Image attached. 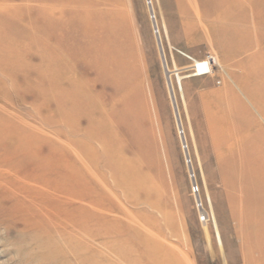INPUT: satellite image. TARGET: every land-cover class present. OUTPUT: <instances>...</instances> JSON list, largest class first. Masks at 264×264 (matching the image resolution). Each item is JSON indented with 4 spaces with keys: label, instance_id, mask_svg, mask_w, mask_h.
Listing matches in <instances>:
<instances>
[{
    "label": "rangeland",
    "instance_id": "obj_1",
    "mask_svg": "<svg viewBox=\"0 0 264 264\" xmlns=\"http://www.w3.org/2000/svg\"><path fill=\"white\" fill-rule=\"evenodd\" d=\"M200 1L0 0V264H155L145 223L192 264H244L236 231L261 220L231 212L224 164L264 151V118L237 85L250 52L225 54ZM233 91L257 123L223 115L241 114Z\"/></svg>",
    "mask_w": 264,
    "mask_h": 264
},
{
    "label": "bare ground",
    "instance_id": "obj_2",
    "mask_svg": "<svg viewBox=\"0 0 264 264\" xmlns=\"http://www.w3.org/2000/svg\"><path fill=\"white\" fill-rule=\"evenodd\" d=\"M84 1L85 0H63V6L71 5L77 7L84 3ZM225 1L226 0H201L200 6L196 5L197 15L202 24H204L203 19L215 23L213 29L209 31V33L212 34V37H214L217 42L224 46L225 54L231 55L250 52L240 63L242 68L249 70L245 73L246 80L244 81V85L239 83L237 85L243 90L248 101L257 108V111L260 112L264 118V52L257 49V51L254 50V48H258L263 42L262 37L264 35L260 28L264 21V14H262V12H264V0H241L236 4L234 3L233 7L230 6L228 9L223 8ZM59 2L62 3L61 0H59ZM45 3H48V0H46ZM48 7H51V5ZM196 25L197 22L195 21L188 23L187 30L191 31ZM217 62V58L213 54H209L205 59L195 61L193 66L195 68L197 66L204 68L203 65L206 63L210 69L208 74H210L214 70L213 68ZM200 68L199 70H201ZM197 70L198 69H195L197 73L196 75H198ZM181 77L182 76L178 73L177 78L179 82L182 79ZM233 81L235 82L234 79ZM232 96L236 99L238 108H241V114H238V110H231L229 111V114L228 111L225 110L223 115L229 116L230 118L236 115L238 117L239 115L246 123H257V120L251 113L249 107L243 105L242 100L235 91H233ZM222 102L221 98L217 99L215 106H219ZM137 105L139 106L140 104L137 102ZM207 107L212 108L213 105H207ZM223 118L226 119L225 117H222V119ZM209 124L212 129L211 123ZM139 134L143 140H146L144 132L140 131ZM260 134L264 136V128H261L260 132H258L259 137ZM228 139L229 137L227 136L224 138L226 141ZM222 140V138H219V140H217L218 144L222 143ZM260 143L262 144V142ZM216 146H218L217 143ZM261 146L263 147V145ZM144 147V144L140 145L139 151L144 150ZM229 156L231 157L228 161L226 160L227 162L224 164L225 169L228 170L225 174L226 196H228L229 202L237 201L242 204V207H239V209L237 207H232L230 210L233 214L239 212V215L241 214V216L247 214L248 217L246 218H251L246 222L248 225H252V222L254 224L255 220L252 221L254 215L259 216L261 220L258 223V230L250 232L236 231L238 238L241 240L242 259H244V264H248V261L251 260L248 255L249 251H246L249 246L248 244H251L252 242L258 243L256 244L257 252L260 255H264V151H241V154L238 156L234 153H231ZM29 190L30 189L23 187L22 191L28 193ZM48 192L56 195L63 193L66 196L70 195L73 197L72 193L58 190L53 191L50 188L48 189ZM3 202V200H0V205ZM6 211V215L10 214L9 209ZM14 219V216L10 218L12 224H14ZM217 219L215 216V223L218 230L219 221H217ZM8 222V217L2 220L0 217V226H3L10 231L15 228V225H9ZM145 224V227L141 225L137 230L131 232L135 235L137 234L139 237L141 236V239L144 240V245L152 255L150 257L152 261H155V264H192L187 253L183 252L179 247L174 246V244L167 240H164L161 236V232H157L153 226L151 227L149 224ZM244 234H246V236ZM243 235L245 236L244 238ZM248 238L250 241L247 240ZM106 261L108 262L107 264H110V259ZM138 264L141 263L138 262Z\"/></svg>",
    "mask_w": 264,
    "mask_h": 264
},
{
    "label": "built area",
    "instance_id": "obj_3",
    "mask_svg": "<svg viewBox=\"0 0 264 264\" xmlns=\"http://www.w3.org/2000/svg\"><path fill=\"white\" fill-rule=\"evenodd\" d=\"M194 63H195V62H194ZM196 66H197V65H196ZM203 66H204V68H200L199 66H197V67L195 68V67L192 65V70L194 71V73H196V71H195L194 69H198V70H197L198 75H199V74H208L209 71H210L208 65L205 63ZM199 68H200L201 70H199ZM196 74H197V73H196Z\"/></svg>",
    "mask_w": 264,
    "mask_h": 264
},
{
    "label": "water",
    "instance_id": "obj_4",
    "mask_svg": "<svg viewBox=\"0 0 264 264\" xmlns=\"http://www.w3.org/2000/svg\"><path fill=\"white\" fill-rule=\"evenodd\" d=\"M163 61H164V63H165V60H164V58H163Z\"/></svg>",
    "mask_w": 264,
    "mask_h": 264
}]
</instances>
